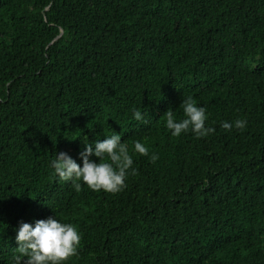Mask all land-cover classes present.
Returning <instances> with one entry per match:
<instances>
[{"label": "trees", "instance_id": "obj_1", "mask_svg": "<svg viewBox=\"0 0 264 264\" xmlns=\"http://www.w3.org/2000/svg\"><path fill=\"white\" fill-rule=\"evenodd\" d=\"M186 95L212 133L170 135ZM113 131L121 190L58 180L56 152ZM55 214L81 236L63 264H264V0H0V264Z\"/></svg>", "mask_w": 264, "mask_h": 264}, {"label": "clouds", "instance_id": "obj_2", "mask_svg": "<svg viewBox=\"0 0 264 264\" xmlns=\"http://www.w3.org/2000/svg\"><path fill=\"white\" fill-rule=\"evenodd\" d=\"M180 105L183 113L180 118H176L170 109L163 112L164 123L170 130V135L179 136L182 132L191 130L196 137H202L214 131L205 124V107L198 105L191 95L184 96ZM132 117L142 121L143 113L133 109ZM220 126L224 129H243L246 121L241 118L231 122L223 120ZM132 148L141 155H148V148L139 140L132 141ZM78 155L80 163L66 151L56 152L49 161V167L58 180L69 181L77 192L81 190V181L93 191L117 192L124 187L129 170L135 173V169L131 168L133 159L128 145L116 131L105 135L103 139L83 143ZM90 155L98 159H91ZM150 159L155 161L157 154L152 153ZM14 239L17 246L12 264H21L22 258V264H63L76 253L81 236L73 223L61 221L55 214L34 219L31 223L20 221L15 228Z\"/></svg>", "mask_w": 264, "mask_h": 264}, {"label": "water", "instance_id": "obj_3", "mask_svg": "<svg viewBox=\"0 0 264 264\" xmlns=\"http://www.w3.org/2000/svg\"><path fill=\"white\" fill-rule=\"evenodd\" d=\"M63 34V31H61V35Z\"/></svg>", "mask_w": 264, "mask_h": 264}]
</instances>
